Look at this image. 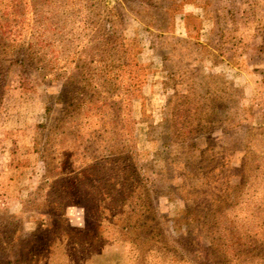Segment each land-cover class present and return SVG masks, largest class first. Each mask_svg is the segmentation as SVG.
<instances>
[{
    "label": "rangeland",
    "instance_id": "374dc122",
    "mask_svg": "<svg viewBox=\"0 0 264 264\" xmlns=\"http://www.w3.org/2000/svg\"><path fill=\"white\" fill-rule=\"evenodd\" d=\"M14 5L0 223L27 238L0 261L264 264V0H0V17ZM112 145L133 151L128 184L79 186Z\"/></svg>",
    "mask_w": 264,
    "mask_h": 264
},
{
    "label": "trees",
    "instance_id": "16d2710c",
    "mask_svg": "<svg viewBox=\"0 0 264 264\" xmlns=\"http://www.w3.org/2000/svg\"><path fill=\"white\" fill-rule=\"evenodd\" d=\"M16 5L12 6L11 9L8 8H3L1 17L2 20L0 19V42H4L5 39L7 38L9 32V20H8V14H11L13 12H16L15 10ZM9 11V12H8ZM1 62V58H0ZM81 104L77 102V104H71V109L68 110L69 115H72L73 112L77 111V108H80ZM89 110L92 108H88ZM87 109L86 115L89 113V110ZM113 124L116 125V121H113ZM111 147V156L109 157H103L100 159V162L96 158H93L91 161L88 160L87 163L85 164V167L82 169L81 172H79L80 175V180L78 179V184L79 186L81 185L84 188L85 186L88 185L89 188H86L87 191H90L91 189L94 191L96 188L98 189L99 192L101 191H109L113 190L114 187L118 186L119 189L128 184V181L125 182H120L119 180L114 181L113 173L116 171H119L120 176L123 179H128L129 173L132 172L133 169V163H134V158H133V151L130 149V146H124L122 148H115V146H110ZM117 164H121L120 167H117ZM97 166L103 168L106 173L103 174L102 177H104L105 181L96 180L98 177H96L95 184L94 182L89 183V179L82 181L83 178H85V175H87L88 171L91 168H96ZM89 174V173H88ZM113 177V178H112ZM72 191V190H71ZM74 191V189H73ZM187 214V217L189 220H192L194 218L193 214L188 213V211H184ZM183 212V214H184ZM220 219V215L216 217L215 225L212 228V225L208 226V243L211 248H214L216 251H219V255H223L224 259H227L229 252L232 250L228 251L227 245H222L221 243L218 242V238L215 237V232L213 231L215 229V226H217L218 222ZM39 229L34 230L31 232L29 235L30 236H37L39 234ZM27 236H23L21 234L20 228L17 226L15 229H11L8 227L7 224L2 225L0 223V250L1 249H6L8 246H10L11 243L15 242H24L26 240ZM48 246V245H47ZM42 247L36 248V249H26V247L21 248L20 254L21 255H28L31 254V258H38L43 255V251H41ZM0 264H3V262L0 261Z\"/></svg>",
    "mask_w": 264,
    "mask_h": 264
},
{
    "label": "crops",
    "instance_id": "0c3cea01",
    "mask_svg": "<svg viewBox=\"0 0 264 264\" xmlns=\"http://www.w3.org/2000/svg\"><path fill=\"white\" fill-rule=\"evenodd\" d=\"M15 205V204H14ZM15 207V206H14ZM18 211V210H17Z\"/></svg>",
    "mask_w": 264,
    "mask_h": 264
}]
</instances>
